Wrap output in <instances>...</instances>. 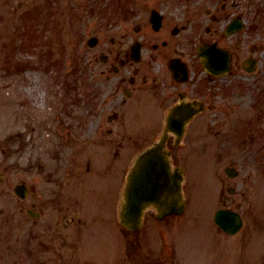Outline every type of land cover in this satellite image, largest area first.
<instances>
[{
    "label": "flooded vegetation",
    "instance_id": "flooded-vegetation-1",
    "mask_svg": "<svg viewBox=\"0 0 264 264\" xmlns=\"http://www.w3.org/2000/svg\"><path fill=\"white\" fill-rule=\"evenodd\" d=\"M133 1H128L126 15L119 17L118 26H112L109 37L104 34L102 10H86L82 18V56L92 91L83 92L84 110L76 116L64 112L49 118L53 136L63 128L68 131L65 140L76 146L58 140L60 153L53 146L49 159L58 168L60 156L69 151L63 172L67 181L79 180L80 173L75 169L80 168L78 162L85 163V174L93 177L88 193L94 201L100 200V211L111 207L106 212L114 219L121 181H125L136 156L160 138L164 137L168 166L183 169L186 177L184 163L195 158V152H208L211 169L216 163L223 164L222 173L213 170L210 180L209 198L216 199L220 206L213 215L220 210L237 213L242 226L236 236L245 222V214L240 212L243 204L237 197L246 200L250 179L247 173L242 176L241 160L246 147L258 152L264 143V0H146L139 7L132 5ZM25 118L26 126L35 132L38 119L31 112ZM71 129L78 130L81 139L76 140ZM21 135L17 137L20 140ZM29 140L28 136L22 141L19 158L24 150L36 151L38 145ZM237 151L244 153L235 155ZM259 161L264 163V158L258 157L255 163ZM44 167L36 154L32 161L34 178L39 179ZM17 185L26 190L22 198L14 194ZM15 186L13 194L19 201H24L28 193H40L39 183L27 186L21 181ZM25 212L33 219L43 215L41 209L35 211V204ZM77 216L75 212L67 217L64 225L78 223L74 231L83 234L89 224L102 222L93 215L76 220ZM113 225L114 231L118 230V224ZM216 225L214 222L215 230L229 237ZM8 233L0 224V244L11 239L10 235L7 239ZM12 244L7 247L10 254ZM259 250L252 260L236 264H264L263 241ZM15 254L19 257L21 250Z\"/></svg>",
    "mask_w": 264,
    "mask_h": 264
},
{
    "label": "rangeland",
    "instance_id": "rangeland-1",
    "mask_svg": "<svg viewBox=\"0 0 264 264\" xmlns=\"http://www.w3.org/2000/svg\"><path fill=\"white\" fill-rule=\"evenodd\" d=\"M128 1L131 0H0V224L10 231L7 239L11 236L7 243L0 244V264H236L255 258L261 241L264 244V163H255L258 157L264 158V143L258 152L248 146L245 153H234H244L241 173H247L250 179L246 200L237 197L243 204L240 212L245 214L244 229L229 237L213 226L212 215L220 206L216 199L209 198L210 180L213 170L222 173L223 164L216 163L211 169L208 152H195V158L183 165L187 172L183 185L185 213L160 222L148 212L137 232H125L118 225V231H114L117 213L113 219L106 212L111 209L107 206L102 211L109 218L105 216L98 206L102 205L100 200L94 201L88 193L93 177L85 174V163L78 162L80 168L75 169L80 179L67 181L63 172L68 166L65 154L69 151L60 156L58 168L50 161L53 151L48 153L53 146L60 153L58 140L75 144L65 140L68 131L63 128L53 136L49 118L64 112L76 116L84 110L83 92L92 91L83 67L82 18L91 7L102 10L104 34L109 37L112 26H118L119 17L126 15L124 6ZM144 1L134 0L132 5L139 7ZM29 112L39 122L35 132L26 126L25 114ZM77 131L70 130L76 140L81 139ZM20 134L21 140L17 138ZM23 135L38 147L36 151L24 150L19 158L18 150L23 149L22 141L26 139ZM36 154L45 164L39 179L34 178L32 170ZM54 167L58 176L53 177ZM21 181L27 186L39 183L40 193H28L24 201H19L13 187ZM68 188H72L70 193ZM218 189L219 185L215 191ZM32 204L35 211L43 212L39 219L25 214ZM75 212L79 213L76 220L93 215L102 222L89 224L84 234L76 232L78 223L64 225ZM10 243L13 254L7 251ZM18 250L19 257L15 254Z\"/></svg>",
    "mask_w": 264,
    "mask_h": 264
},
{
    "label": "water",
    "instance_id": "water-1",
    "mask_svg": "<svg viewBox=\"0 0 264 264\" xmlns=\"http://www.w3.org/2000/svg\"><path fill=\"white\" fill-rule=\"evenodd\" d=\"M163 142L164 137L161 142L141 153L126 177L124 201L119 209L118 220L128 230H137L141 227L145 208L154 207L158 220L171 214L180 215L185 209L180 192L182 176L177 171L174 173L169 171ZM25 192L23 187L15 188V194L19 197H23ZM226 213L228 216L222 221L218 220L219 214L215 215V220L224 231L233 235L240 221L234 213Z\"/></svg>",
    "mask_w": 264,
    "mask_h": 264
}]
</instances>
